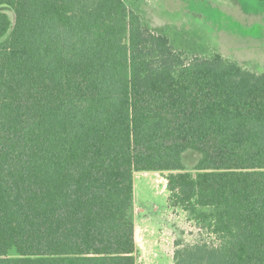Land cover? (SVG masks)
I'll return each instance as SVG.
<instances>
[{"label":"trees","instance_id":"trees-1","mask_svg":"<svg viewBox=\"0 0 264 264\" xmlns=\"http://www.w3.org/2000/svg\"><path fill=\"white\" fill-rule=\"evenodd\" d=\"M0 5V264H137L151 171L218 241L174 264H264V72L175 50L125 0Z\"/></svg>","mask_w":264,"mask_h":264},{"label":"rangeland","instance_id":"rangeland-1","mask_svg":"<svg viewBox=\"0 0 264 264\" xmlns=\"http://www.w3.org/2000/svg\"><path fill=\"white\" fill-rule=\"evenodd\" d=\"M145 24L170 37L173 48L209 56L220 53L255 72H264V0H125ZM14 23V10L0 5ZM199 155L187 151L191 169ZM168 173L135 172L134 208L137 264H174L176 241L183 245L217 243L180 207L167 189Z\"/></svg>","mask_w":264,"mask_h":264},{"label":"crops","instance_id":"crops-1","mask_svg":"<svg viewBox=\"0 0 264 264\" xmlns=\"http://www.w3.org/2000/svg\"><path fill=\"white\" fill-rule=\"evenodd\" d=\"M259 73V72H258Z\"/></svg>","mask_w":264,"mask_h":264}]
</instances>
